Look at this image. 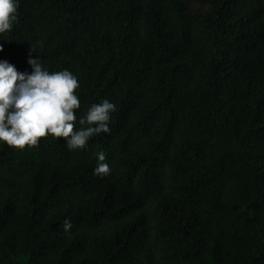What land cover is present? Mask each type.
Wrapping results in <instances>:
<instances>
[{
    "label": "trees",
    "instance_id": "obj_1",
    "mask_svg": "<svg viewBox=\"0 0 264 264\" xmlns=\"http://www.w3.org/2000/svg\"><path fill=\"white\" fill-rule=\"evenodd\" d=\"M0 39L77 77L74 131L116 105L84 150L0 142V264H264V0H20Z\"/></svg>",
    "mask_w": 264,
    "mask_h": 264
},
{
    "label": "clouds",
    "instance_id": "obj_2",
    "mask_svg": "<svg viewBox=\"0 0 264 264\" xmlns=\"http://www.w3.org/2000/svg\"><path fill=\"white\" fill-rule=\"evenodd\" d=\"M20 0H0V36L12 30L18 23ZM2 40V39H0ZM0 43V52H3ZM30 73L19 72L7 60L0 59V142L18 149L37 146L41 138H65L69 150H84L89 140L102 133H110L111 114L116 105L105 99L93 104L82 116L74 131L77 120L76 109L80 100L75 94L78 79L67 69L49 72L39 58L29 56ZM94 175H110L106 153L99 152ZM65 232L72 228L70 220L63 224Z\"/></svg>",
    "mask_w": 264,
    "mask_h": 264
},
{
    "label": "rangeland",
    "instance_id": "obj_3",
    "mask_svg": "<svg viewBox=\"0 0 264 264\" xmlns=\"http://www.w3.org/2000/svg\"><path fill=\"white\" fill-rule=\"evenodd\" d=\"M191 8L194 11H207L209 10V6L205 5L203 3H197V2H190Z\"/></svg>",
    "mask_w": 264,
    "mask_h": 264
}]
</instances>
